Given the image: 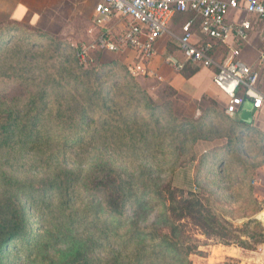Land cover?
Here are the masks:
<instances>
[{"label": "rangeland", "instance_id": "rangeland-1", "mask_svg": "<svg viewBox=\"0 0 264 264\" xmlns=\"http://www.w3.org/2000/svg\"><path fill=\"white\" fill-rule=\"evenodd\" d=\"M95 1L49 0L42 4L40 10L29 11L23 22L8 19L5 13L0 16V108L5 110L14 98L21 101L19 107L25 113L32 107V98L46 93L47 105L40 100L33 105L46 109L38 129L45 140L58 145L80 140L73 151L66 149L68 158H74L77 164L82 165L86 162L92 165L97 160L99 164L104 160L107 167L122 173L124 177H134L136 184L133 185H136L134 189L137 191L145 190L144 187L161 190L169 186L192 192L212 212L239 230L258 217L256 221L262 227V237L259 239L264 241V212L261 205L254 209L246 196V187L234 186L235 182L238 184L241 181L238 177L242 172L237 169L241 160L239 153H228L226 160L221 162L223 151L219 149L224 148L233 137L230 121L221 115L206 114L205 109L211 103L205 98L196 103L187 101L157 74L148 76L129 70L131 64L122 57L105 54L100 57L101 62H98L95 52H89L85 61L77 57L81 46L88 45L99 35L97 30L95 34L93 31L89 37L86 36L88 28L93 27V20L88 15L89 7ZM32 14L35 18L29 22ZM187 20L189 15H184L176 19L173 25L177 27ZM171 33L179 36L177 28ZM168 40L173 47L175 40L170 36ZM113 60L116 61L114 67L100 65ZM90 70L92 75L86 78L82 72ZM98 72L101 74L96 77ZM75 80L83 82L89 93L103 90L89 100L81 90L77 91ZM56 81L60 83L56 84ZM132 86L136 88L130 91ZM138 88L147 95V99H142L136 92ZM105 96L109 109L102 106ZM77 97L80 105L90 112V121L86 123V120L77 118L73 125L64 126L61 131L63 121L58 119L59 114L65 116L66 113L61 111H66L68 107L75 108L72 102ZM250 108L249 103L245 102L243 109ZM252 115L256 118L255 111H252ZM56 131L60 134L59 138ZM204 136L208 137L203 140ZM258 151L252 148L254 157L250 162L256 163L257 159H261ZM26 157L16 159L11 154L7 158L4 152L0 153V204L19 191L18 203L24 207L26 219L24 234L8 251L2 252L0 264H58L59 256L66 254L70 243L56 241L58 237L53 229L57 217L50 218V213L54 215L49 212L52 206L46 208V205H42L51 192L46 193L48 187L39 185L43 176L41 163L38 159H32L31 155ZM221 170L228 175L224 179L218 173ZM147 175L154 180L148 186H142L141 176ZM20 185L25 188L19 189ZM92 187H97L96 182ZM53 196L58 202V196ZM98 204L95 202L92 207L93 204L88 205L80 197L75 205L78 212L69 219L76 230L77 239L82 242L88 240L93 246V235L97 228L107 236L105 225L98 226L97 223L109 224L112 221L109 215L102 213L97 217L92 213ZM154 214H150L148 223L153 221ZM60 219L64 220L62 216H59ZM184 224L191 240L190 264H264V248H259L264 243L256 244L254 240H249L251 249L234 246L246 252L244 259L224 257V252L218 251L222 245L206 240L186 221ZM45 226L47 233L42 229ZM249 228L252 229V225ZM29 239H32L31 243ZM102 245L95 253L105 251L108 254V246L105 242ZM93 252L94 248L89 255H93ZM105 252L92 264H107L109 257Z\"/></svg>", "mask_w": 264, "mask_h": 264}, {"label": "trees", "instance_id": "trees-1", "mask_svg": "<svg viewBox=\"0 0 264 264\" xmlns=\"http://www.w3.org/2000/svg\"><path fill=\"white\" fill-rule=\"evenodd\" d=\"M95 53H97L98 62H101L99 60L104 53L98 51ZM100 65L106 68L114 67L116 61ZM82 73L86 78L92 75L91 70ZM194 73L195 70H192L190 75ZM97 74L96 77L101 73ZM59 83L56 81V84ZM74 83L77 91L81 90L89 100L96 97L95 93L98 94L103 90L101 88L95 93H89L87 92L88 87L83 82L75 80ZM133 88L136 87H130V91ZM106 91L109 95V91ZM136 92L141 95L142 99H147V95L139 88ZM45 94L42 93L39 98H32V107L25 113H22L19 107L21 101L14 98L11 102L7 100L10 103L5 110L0 108V153L4 152L7 158L14 154L16 159H26V155H31L32 159L40 161L43 176L40 178L41 184L39 185L48 187L46 193L51 192L49 198H44L45 203L42 205H46V208L52 206L49 212H53L54 215L50 213V218L57 217L53 229L58 237L56 241H65L68 245L70 243L66 254L59 256L58 264H92L105 252L95 253L103 247V242L109 248V253L105 252L107 258L109 257L107 264H190L188 255L192 247L189 243L191 240L188 237L185 221L201 232L206 240L222 246L251 249L249 240H254L256 244L264 243L262 239H259L262 237L260 233L262 227L254 218L246 223V228L239 230L212 212L202 199L192 192L172 189L169 186L161 190L144 187L145 190L137 191L134 189L136 185H133L136 184L134 177H124L122 173H117L110 166L107 167V162L104 160L99 164L97 160L92 165L89 162L82 165V163L77 164L76 159L68 158L66 149L73 151L80 140L74 139L70 143L58 145L54 141L45 140L38 129L44 120L46 109L36 108L33 105L36 100L47 105ZM106 100L108 99L105 96L102 106L109 109L110 105ZM205 100L211 103L205 109L206 114L221 115L222 118L230 121L219 106L206 98ZM72 103L75 108L68 107L66 111H61L66 113L65 116L59 114L58 119L63 121L61 131L64 126L73 125L77 118L86 120V123L90 121V112L87 107L80 105L79 98L77 97ZM86 123L85 125H88ZM232 129L233 137L224 145V148L219 149L223 151L220 155L221 162L226 160L228 153L233 151L239 153L241 160L240 167L237 169H240L242 174L241 177H238L239 175L235 177L240 178L241 181L238 184L235 182L234 186H245L246 196L252 202L253 208L258 209L260 204L254 197L251 182L254 175L253 170L264 163V145L256 146L261 161L250 162L252 159L249 160L250 156L246 149L239 146L242 137L235 131L236 125L233 124ZM57 131L56 136L59 138L61 131L60 134H57ZM207 137L204 136L202 139ZM85 171L87 174L84 175ZM224 172L225 170L218 172L220 178L224 179L228 176ZM141 177H143L142 186H148L154 180L149 175ZM95 182L97 187H92ZM21 188L25 187L20 185L19 189ZM54 194L58 196V202ZM80 197L88 205L93 204L92 207L95 202L99 203L96 211H91L95 216L99 217L103 213L112 217L109 224L97 223L98 226L105 225L107 236L103 233L104 231L97 228L93 235L95 246L89 244L88 240L82 242L81 239H77L76 230L69 220L73 213L78 212L75 205ZM18 199L19 191H15L3 204H0V258L2 252L8 251L26 229L25 209L18 203ZM153 212L156 213L154 219L148 223L150 214ZM68 213H70L69 216ZM59 216H62L64 220H59ZM66 220L67 223L64 224ZM251 225L252 229L249 228ZM42 229L44 233L48 232L46 226ZM31 241L32 239L28 240L30 243ZM93 248L94 254L89 255Z\"/></svg>", "mask_w": 264, "mask_h": 264}, {"label": "built area", "instance_id": "built-area-1", "mask_svg": "<svg viewBox=\"0 0 264 264\" xmlns=\"http://www.w3.org/2000/svg\"><path fill=\"white\" fill-rule=\"evenodd\" d=\"M231 11L255 17L228 21ZM194 17L181 26V34L170 32V24L178 14ZM93 23L99 35L77 51L85 61L89 52L135 55L129 70L148 75L146 65L156 53V43L163 36L177 43L182 61L170 55L165 64L181 72L186 64L213 72L215 87L226 97V116L237 117L245 102L251 111H259L264 104V0H98L93 10ZM116 20L119 28L105 27ZM198 21L199 37L193 32ZM254 31L260 41L255 65L246 64L242 51ZM227 45L222 55L220 47Z\"/></svg>", "mask_w": 264, "mask_h": 264}, {"label": "crops", "instance_id": "crops-1", "mask_svg": "<svg viewBox=\"0 0 264 264\" xmlns=\"http://www.w3.org/2000/svg\"><path fill=\"white\" fill-rule=\"evenodd\" d=\"M49 0H0V16L5 13L8 14V19H11L13 21L17 22H23L26 16L29 15V11H36L40 10L41 6L44 2H47ZM59 2H63L64 0H58ZM98 0L95 1V4ZM227 1V0H225ZM89 7L90 8V20L93 15L94 6ZM189 14V13H188ZM187 14V15H188ZM39 15V14H38ZM76 14L74 15V17ZM184 15H178L175 16L173 19V22L170 24V32L171 30H177L179 31V35L181 34V26L183 23H181L177 27L173 25L174 21ZM186 16V15H185ZM74 17L72 19H74ZM194 16L189 14V19L193 18ZM34 15L32 14L29 16L28 21L33 22ZM237 20H248L255 24V17L247 15L246 13H240V11L235 12L231 11L228 15V21L235 22ZM198 21L196 20L193 27V32L197 37H199V28H198ZM116 20L110 21L105 27L113 28L115 31V28L117 25L115 24ZM97 27H93L86 31V36L89 37L91 32L97 31ZM169 37L163 36L161 39H159L156 43V53L153 56V58L148 62L146 65V71L148 76L152 75H158V77L163 80L167 81L168 84L174 88V90L177 92L178 95H183L187 101L190 102H199L203 98H206L212 102H214L217 106L222 108L224 115L226 116L224 112L225 105L227 103L226 97L220 93V91L215 87L213 83V72L195 65L186 64L184 66V69L181 72L175 71L171 66L165 64V58L167 56L173 55L178 60L182 61V56L178 52L177 43L176 41L173 43V47L169 45ZM174 41V40H173ZM227 45H223L220 47L222 55L227 52ZM260 51V41L257 35H255V32H250L249 39L245 43L243 51H242V59L243 61L248 65H255L256 59L259 55ZM112 55L115 57H122L125 62H128L129 64H133L135 61V55L132 52L125 51L121 54H112V53H104V55ZM192 70H195V73L190 75ZM188 75V76H185ZM249 111L252 114L251 108ZM231 122V125H236V132L242 137V141L240 140L239 146L241 148H245L248 152L250 159H253L254 155L252 154V148H256V146L263 144L264 145V104L261 107L259 111H256V115L254 118L252 115V123L250 125L244 124L241 121H239L238 116L230 118L226 116ZM241 123V124H240ZM260 162L261 159H257V162ZM253 180L251 182V185L254 190V197L258 201V203L261 205V208L264 212V197L262 196V192H264V163L259 165L255 170H253ZM264 195V194H263ZM256 220H259L258 217ZM219 247V246H218ZM222 249L219 247L218 251L224 252V257H231V258H240L244 259L246 252L244 250L237 249L235 247L230 246H221ZM259 248H264V246H260ZM221 254V253H220Z\"/></svg>", "mask_w": 264, "mask_h": 264}, {"label": "water", "instance_id": "water-1", "mask_svg": "<svg viewBox=\"0 0 264 264\" xmlns=\"http://www.w3.org/2000/svg\"><path fill=\"white\" fill-rule=\"evenodd\" d=\"M238 119L242 123L250 125L252 123V114L249 111H243L238 115Z\"/></svg>", "mask_w": 264, "mask_h": 264}]
</instances>
